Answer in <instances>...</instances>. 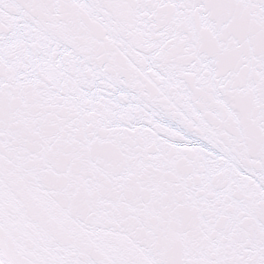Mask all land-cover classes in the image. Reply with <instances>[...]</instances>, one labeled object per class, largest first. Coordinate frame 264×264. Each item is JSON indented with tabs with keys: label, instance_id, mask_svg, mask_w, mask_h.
Masks as SVG:
<instances>
[{
	"label": "snow or ice",
	"instance_id": "snow-or-ice-1",
	"mask_svg": "<svg viewBox=\"0 0 264 264\" xmlns=\"http://www.w3.org/2000/svg\"><path fill=\"white\" fill-rule=\"evenodd\" d=\"M0 264H264V0H0Z\"/></svg>",
	"mask_w": 264,
	"mask_h": 264
}]
</instances>
